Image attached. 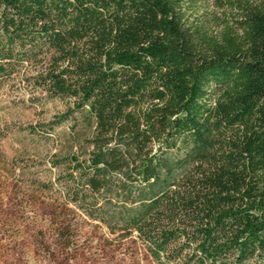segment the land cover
Returning a JSON list of instances; mask_svg holds the SVG:
<instances>
[{"label": "trees", "instance_id": "trees-1", "mask_svg": "<svg viewBox=\"0 0 264 264\" xmlns=\"http://www.w3.org/2000/svg\"><path fill=\"white\" fill-rule=\"evenodd\" d=\"M205 1L0 0V91L64 103L65 249L90 224L150 264H264V0H227L217 37Z\"/></svg>", "mask_w": 264, "mask_h": 264}, {"label": "rangeland", "instance_id": "rangeland-1", "mask_svg": "<svg viewBox=\"0 0 264 264\" xmlns=\"http://www.w3.org/2000/svg\"><path fill=\"white\" fill-rule=\"evenodd\" d=\"M195 15L211 36L235 29V10L227 0H206ZM27 91L18 83L0 91V264H150L137 243L117 245L90 224L80 225L71 248L62 247L54 230L61 189L46 192L42 185L56 177L49 168L54 141L45 137L43 125L64 103L44 96L32 100Z\"/></svg>", "mask_w": 264, "mask_h": 264}]
</instances>
